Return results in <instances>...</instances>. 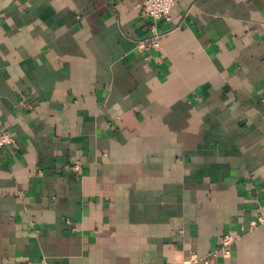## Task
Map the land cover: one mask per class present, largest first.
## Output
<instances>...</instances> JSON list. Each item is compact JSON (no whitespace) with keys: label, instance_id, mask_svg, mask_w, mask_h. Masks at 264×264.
Returning a JSON list of instances; mask_svg holds the SVG:
<instances>
[{"label":"crops","instance_id":"0c3cea01","mask_svg":"<svg viewBox=\"0 0 264 264\" xmlns=\"http://www.w3.org/2000/svg\"><path fill=\"white\" fill-rule=\"evenodd\" d=\"M142 1L0 0V264H264V0Z\"/></svg>","mask_w":264,"mask_h":264},{"label":"built area","instance_id":"2783aa9c","mask_svg":"<svg viewBox=\"0 0 264 264\" xmlns=\"http://www.w3.org/2000/svg\"><path fill=\"white\" fill-rule=\"evenodd\" d=\"M178 0H143L140 4L142 16L147 20L146 33L137 40L136 47L139 51H158L162 47L161 39L163 33L160 31V22L170 20L172 8ZM16 143L13 133L7 129H0V148L10 147ZM82 163L75 161L70 165L69 170L75 174L82 173ZM264 225V210H260L256 219L252 222V227L257 228ZM239 235L227 232L222 238L221 246L206 256L199 258L193 256V261L201 259L204 264H210L212 258L219 255L229 257L232 254L234 245L237 243Z\"/></svg>","mask_w":264,"mask_h":264}]
</instances>
